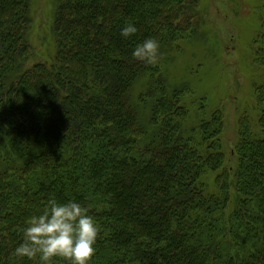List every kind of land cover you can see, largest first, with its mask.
<instances>
[{
	"label": "trees",
	"instance_id": "1",
	"mask_svg": "<svg viewBox=\"0 0 264 264\" xmlns=\"http://www.w3.org/2000/svg\"><path fill=\"white\" fill-rule=\"evenodd\" d=\"M57 2L56 55L26 68L31 0H0V264H37L13 252L49 198L98 222L91 264H264V26L257 123L242 113L230 167L222 113L203 100L192 117L186 84L171 87L160 58H132L148 38L162 52L183 38L188 0Z\"/></svg>",
	"mask_w": 264,
	"mask_h": 264
},
{
	"label": "rangeland",
	"instance_id": "2",
	"mask_svg": "<svg viewBox=\"0 0 264 264\" xmlns=\"http://www.w3.org/2000/svg\"><path fill=\"white\" fill-rule=\"evenodd\" d=\"M188 1L186 16L192 21L191 28L180 32L183 38L171 49L160 50L159 64L171 87L186 84L184 102L192 117L203 100L208 112L222 113L224 164L235 167L233 149L238 142L242 113L250 112L252 124L257 123L254 83H260L262 71L255 60V39L264 26V0ZM57 7V0H31L28 43L32 56L26 68L36 63L50 64L49 58L55 57L57 39L53 24ZM146 86V79L136 84L135 99L131 100L134 106L141 107L136 96ZM142 119H146V109L141 108L139 120ZM196 121L195 117L186 126H193Z\"/></svg>",
	"mask_w": 264,
	"mask_h": 264
},
{
	"label": "clouds",
	"instance_id": "3",
	"mask_svg": "<svg viewBox=\"0 0 264 264\" xmlns=\"http://www.w3.org/2000/svg\"><path fill=\"white\" fill-rule=\"evenodd\" d=\"M138 29L125 22L120 35L130 39ZM132 58L155 66L160 58V43L148 38L132 50ZM100 226L89 214V209L75 200L60 202L49 198L42 209L32 215L22 229V242L13 256L37 261V264H56L62 259L66 264H91L96 251Z\"/></svg>",
	"mask_w": 264,
	"mask_h": 264
}]
</instances>
